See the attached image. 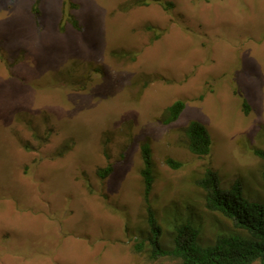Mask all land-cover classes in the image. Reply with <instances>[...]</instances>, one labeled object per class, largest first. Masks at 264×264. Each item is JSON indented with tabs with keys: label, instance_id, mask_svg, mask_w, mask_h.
Wrapping results in <instances>:
<instances>
[{
	"label": "rangeland",
	"instance_id": "1",
	"mask_svg": "<svg viewBox=\"0 0 264 264\" xmlns=\"http://www.w3.org/2000/svg\"><path fill=\"white\" fill-rule=\"evenodd\" d=\"M160 1L0 0V264H178L134 249L143 143L164 244L184 219L203 244L236 231L205 207L206 168L264 204V0ZM191 120L207 155L186 147Z\"/></svg>",
	"mask_w": 264,
	"mask_h": 264
},
{
	"label": "trees",
	"instance_id": "2",
	"mask_svg": "<svg viewBox=\"0 0 264 264\" xmlns=\"http://www.w3.org/2000/svg\"><path fill=\"white\" fill-rule=\"evenodd\" d=\"M151 2L159 3L163 9L169 10L173 3L160 0H134V4L148 5ZM38 12L37 0L32 7ZM65 18L74 26L78 22L70 14ZM246 112V101L242 102ZM185 107L183 100H176L167 107V123L175 121ZM186 147L194 155H207L211 147V137L204 124L191 120L185 128ZM255 154L264 161V148L256 149ZM143 178V200L146 208L147 234L137 240L134 249L145 252L151 259L168 257L178 260V264H264V204L251 200L245 196L241 183L233 182L224 188L220 184L216 172L206 168L195 183L205 192V207L208 210L220 213L232 222L236 231L222 233L215 237L213 243L203 244L199 240L200 228L190 219L175 223L171 230L170 244L163 243V229L151 204L149 194L153 183V163L151 147L148 143L141 146ZM166 164L172 168L180 165L179 162L167 158ZM112 170L108 164L98 170L100 177H105ZM264 180V168L262 171Z\"/></svg>",
	"mask_w": 264,
	"mask_h": 264
},
{
	"label": "clouds",
	"instance_id": "3",
	"mask_svg": "<svg viewBox=\"0 0 264 264\" xmlns=\"http://www.w3.org/2000/svg\"><path fill=\"white\" fill-rule=\"evenodd\" d=\"M206 127V126H205ZM207 128V127H206ZM211 148V147H210ZM244 192V191H243Z\"/></svg>",
	"mask_w": 264,
	"mask_h": 264
}]
</instances>
